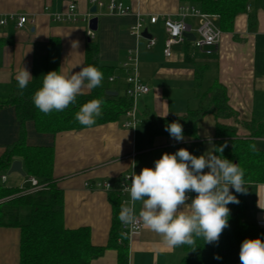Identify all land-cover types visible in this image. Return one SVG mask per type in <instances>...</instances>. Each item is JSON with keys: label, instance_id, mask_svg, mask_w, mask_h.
<instances>
[{"label": "crops", "instance_id": "obj_1", "mask_svg": "<svg viewBox=\"0 0 264 264\" xmlns=\"http://www.w3.org/2000/svg\"><path fill=\"white\" fill-rule=\"evenodd\" d=\"M93 1L103 4L97 7L95 14L91 12L97 6ZM117 1L130 8V12L126 15L110 13V0H0L1 17L24 15L29 19L22 30H18L13 21L0 26V103L8 101L16 76L23 67L33 77L34 61L46 55V46L52 38H58L61 44L59 71L79 72L86 65L87 46L93 40L98 46L101 65L122 73L132 59L136 62L138 77L150 88L148 94L133 103L137 112L134 128L123 126L126 116L116 122L56 136L38 133L32 122L26 124L28 145L54 147V179L64 193L65 226L90 228L95 246L108 244L113 210L110 193L92 190L87 183L110 182L117 186L121 175L132 171L139 174L145 167L154 168V162L162 154H174L181 148L197 157L207 155L208 151L219 156L215 152L218 121L213 114L205 115L198 123L196 138L184 136V141L170 135L151 136L154 119L183 118L191 111L203 109L213 98V88L221 85L241 121L264 120V5L256 12L253 26L249 19L251 7L248 13L239 15L233 30L222 32L216 48L197 51L194 42L186 40L188 42L172 46L167 57L164 19L177 20L181 6L194 5L180 0ZM71 4L76 5V21H54V14L67 13ZM153 16L159 18L156 24L150 23ZM93 17H98V30L95 37L89 39L86 19ZM140 20L156 40L152 48L148 47L147 38L131 33V28ZM185 23L198 39L200 19L188 16ZM216 25L219 27V19ZM72 41H79V47L73 49ZM126 71L128 76L131 70ZM90 92L85 89L81 95ZM121 93L124 94V90L121 89ZM220 122L236 126L241 138L250 137L249 131L233 119ZM19 133L14 107L0 110V158L6 148L18 140ZM255 142L257 148L264 151V137L256 138ZM208 171L204 169L205 173ZM8 172L0 174V186H25L27 175H9ZM3 176L7 177L6 181L2 180ZM246 188L248 216L264 229V184H251ZM188 195L194 198L196 193ZM187 203H191V199ZM141 207V202H137V216ZM182 256L183 245L170 248L160 235L146 227L129 237V264H179ZM19 262L20 230L0 228V264ZM91 264H118V251L108 249Z\"/></svg>", "mask_w": 264, "mask_h": 264}, {"label": "trees", "instance_id": "obj_2", "mask_svg": "<svg viewBox=\"0 0 264 264\" xmlns=\"http://www.w3.org/2000/svg\"><path fill=\"white\" fill-rule=\"evenodd\" d=\"M180 1L193 4L205 14L217 15L222 32L232 31L236 18L248 13V7L252 8L249 19L253 26L256 12L264 5V0ZM60 52V40L52 38L46 46V55L34 61L33 78L28 86L20 89L18 82H14L8 101L0 103V110L14 107L20 127L18 140L8 146L0 158V174L7 173L12 163L19 159L27 177L37 178L44 186L34 194L23 193L29 185L23 188L0 186V200L7 199L0 204V228L20 230L19 264H91L111 248L118 251V264H129V237L121 236L124 231L122 222L118 219L121 211L120 196L116 192L109 194L113 210L110 239L106 246H95L91 240L90 228L69 229L65 226L64 193L54 179V147L30 146L26 140L28 122L34 124L38 133L56 136L63 132L119 121L133 109V101L126 95L128 84L123 82L127 71L116 73L101 65L98 61V46L91 40L86 50L85 66H95L103 73L104 78L100 86L91 89L87 95H78L76 102L63 111L44 114L38 110L32 97L42 87L45 74L59 71ZM111 77L123 79V83L110 82ZM212 91L213 98L203 109L191 111L183 118L154 119L151 136L169 135L165 127L172 122H178L183 127L184 136L196 138L198 123L205 115L213 114L218 121L215 150L226 144L223 153H216L236 163L243 170L245 187L264 184V151L259 150L255 142L256 138L264 137V120L241 121L238 113L229 104L225 87L216 85ZM107 92H118V96H110ZM93 99L103 102L102 115L96 118V123L92 126L81 125L75 115L83 104ZM230 119L247 129L250 137L241 138L236 126L220 122ZM252 144L256 146L255 151L250 147ZM230 191L237 197L239 204L228 205L229 227L221 234L218 244H206L202 238H197L194 246L183 245V256L179 264H240L241 243L245 239L257 237L264 240V229L248 216L246 194L236 193L232 188ZM217 255L220 259L214 258Z\"/></svg>", "mask_w": 264, "mask_h": 264}, {"label": "clouds", "instance_id": "obj_3", "mask_svg": "<svg viewBox=\"0 0 264 264\" xmlns=\"http://www.w3.org/2000/svg\"><path fill=\"white\" fill-rule=\"evenodd\" d=\"M71 47L78 48L79 41H72ZM32 78L30 71L23 67L16 76L19 88H26ZM103 78V73L91 65L74 74L48 72L42 87L32 97L33 103L44 114L63 111L74 104L85 89L100 86ZM102 103L93 99L83 104L75 115L76 120L81 125H94L96 118L102 115ZM165 131L177 141L185 140L183 127L178 122L167 125ZM224 147L226 144L215 152L223 153ZM250 147L256 150L255 144ZM220 157L209 151L197 157L185 148L174 154H162L154 162V168L145 167L131 177L130 188H124L130 193V202L121 207L118 219L124 225L142 222L144 227L160 235L170 248L194 246L197 238H202L206 244H218L221 234L229 227L228 205L239 204L230 186L236 193H247L243 170ZM205 168L209 169L206 173ZM192 192L196 193L194 198L188 195ZM189 199L191 203H187ZM137 202L142 204L138 216L135 212ZM124 235L122 232L121 236ZM214 258L220 259L218 255ZM239 260L240 264H264V240L259 237L245 239L240 246Z\"/></svg>", "mask_w": 264, "mask_h": 264}, {"label": "built area", "instance_id": "obj_4", "mask_svg": "<svg viewBox=\"0 0 264 264\" xmlns=\"http://www.w3.org/2000/svg\"><path fill=\"white\" fill-rule=\"evenodd\" d=\"M93 2L97 5L96 7L103 6L101 2ZM108 10L110 13H117L119 15H126L130 12V8L125 7L117 0H110ZM188 16L198 17L200 19L199 38L194 41V45L196 48H198L199 50H211L216 48L220 43L222 31L216 25V21L219 19V17L216 15L205 14L194 6L183 5L180 7L179 19L173 20L168 17L165 18L163 21L165 30L167 32V38L165 40V55L167 57L170 55V50L172 46L186 41L184 34L190 31L189 27L185 23V18ZM76 17L77 13L75 4H71L69 6L67 13L54 14L53 16L54 21L59 22H75ZM90 20L86 19L87 23H89ZM10 21L15 22V26L18 30H22L25 29L27 23L29 22V19L27 16L24 15H10L4 17L0 16V26L4 27ZM158 21L159 18L157 16H153L150 19L151 24H156ZM144 30V21L140 20L136 25L131 28V33L137 36L138 38H142ZM87 37L89 39H93L95 37V32L89 28V25L87 29ZM155 44L156 40L153 37L148 39L149 48H152L153 46H155ZM131 65L133 66V68H130ZM136 67V62L134 63V60L132 59H130V63L124 66L126 70H131V72L126 77L125 82L128 84V88L126 89V95L133 101V103H136L140 97L150 92V88L146 86L138 77ZM118 79V77H111L110 82H115ZM126 118L127 120L124 122L123 126L126 128H134L137 124V112L135 106H133L132 110L126 113ZM134 175V171L121 175L118 179L117 186L110 182H100L93 184L87 183L86 186L92 190H102L107 193L116 192L121 197L122 205L126 206V202H130V193L124 191V188H130L132 183L131 177H133ZM6 178V176H3L2 180L6 181ZM25 185H29V187L24 190V194H34L44 188V186L40 184L38 179L35 177L28 178ZM143 228V223L138 221L135 225H124L123 231L126 236L130 237V235L140 232Z\"/></svg>", "mask_w": 264, "mask_h": 264}, {"label": "water", "instance_id": "obj_5", "mask_svg": "<svg viewBox=\"0 0 264 264\" xmlns=\"http://www.w3.org/2000/svg\"><path fill=\"white\" fill-rule=\"evenodd\" d=\"M97 11V7L94 6L92 9H91V12L93 14H95ZM89 28L96 32L98 30V17H93L90 21H89ZM143 37L147 38V39H150L152 38V36L149 34L148 32V29H145L144 32H143ZM184 37L186 40L190 41V42H194L196 40V37L194 35H192L190 33V31L186 32L184 34ZM108 95L110 96H118V93L117 92H107ZM14 173H18L20 175H22L23 177H26V174L25 172L23 171V165H22V162L17 160V161H14L11 165V168L8 172L9 175L11 174H14Z\"/></svg>", "mask_w": 264, "mask_h": 264}, {"label": "rangeland", "instance_id": "obj_6", "mask_svg": "<svg viewBox=\"0 0 264 264\" xmlns=\"http://www.w3.org/2000/svg\"><path fill=\"white\" fill-rule=\"evenodd\" d=\"M199 30V29H198ZM197 37L199 38V34L197 33ZM197 49V51H200L198 48H196ZM1 180V179H0ZM23 192V191H22ZM5 200H7V199H4V200H0V204L1 203H3Z\"/></svg>", "mask_w": 264, "mask_h": 264}]
</instances>
